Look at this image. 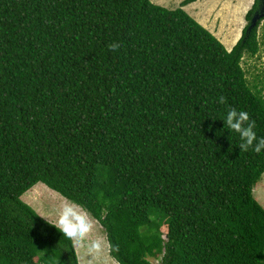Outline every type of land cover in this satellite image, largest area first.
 I'll return each instance as SVG.
<instances>
[{"label": "trees", "instance_id": "obj_1", "mask_svg": "<svg viewBox=\"0 0 264 264\" xmlns=\"http://www.w3.org/2000/svg\"><path fill=\"white\" fill-rule=\"evenodd\" d=\"M197 1L0 0V264H80L23 200L39 183L91 214L119 264H264V152L222 120L247 111L264 137V78L243 66L260 0L232 50Z\"/></svg>", "mask_w": 264, "mask_h": 264}, {"label": "rangeland", "instance_id": "obj_2", "mask_svg": "<svg viewBox=\"0 0 264 264\" xmlns=\"http://www.w3.org/2000/svg\"><path fill=\"white\" fill-rule=\"evenodd\" d=\"M152 1L174 9L180 7L184 0ZM255 1L199 0L193 4H189L185 9L197 21L213 32L228 50H232L243 37L244 30L249 24L246 17L247 13L252 9ZM259 40L261 43L259 53L253 58L245 56L243 61V66L247 71L249 79L252 81L255 80L256 75L264 78V19L261 20L259 25ZM255 195L262 205H264V175L256 186ZM22 198L41 216H45L49 221L53 222L57 219L60 205L66 200V198L50 189L44 183L37 184L28 193H25ZM89 215L92 218L91 214ZM93 221L94 229L89 239H101L102 248L99 252L89 253L87 248L77 247L80 264H118L110 254L104 228L95 219ZM152 261L159 264L155 259H152Z\"/></svg>", "mask_w": 264, "mask_h": 264}, {"label": "clouds", "instance_id": "obj_3", "mask_svg": "<svg viewBox=\"0 0 264 264\" xmlns=\"http://www.w3.org/2000/svg\"><path fill=\"white\" fill-rule=\"evenodd\" d=\"M109 47L114 52H118L120 49L118 43H113ZM218 102L225 103V98L223 96L219 97ZM222 120L229 131L239 134V147L241 150L248 151L251 149L256 154L264 152V137L257 135L255 131L256 122L251 119L247 111L230 108L226 118ZM45 218L50 223L48 218ZM50 224L54 225L63 234L64 238L72 242V248L74 249L85 247L89 253H94L99 252L102 248L101 239H89L94 229L93 219L82 205L70 198L62 202L56 221Z\"/></svg>", "mask_w": 264, "mask_h": 264}, {"label": "water", "instance_id": "obj_4", "mask_svg": "<svg viewBox=\"0 0 264 264\" xmlns=\"http://www.w3.org/2000/svg\"><path fill=\"white\" fill-rule=\"evenodd\" d=\"M264 18V0H260L259 10L255 13L252 18L251 25L248 29V35L252 31V29L258 24L259 20Z\"/></svg>", "mask_w": 264, "mask_h": 264}]
</instances>
